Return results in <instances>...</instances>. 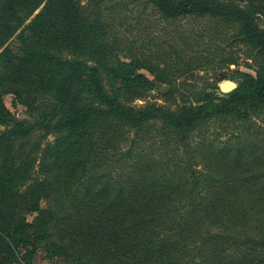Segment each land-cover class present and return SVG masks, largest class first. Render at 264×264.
I'll use <instances>...</instances> for the list:
<instances>
[{
    "label": "trees",
    "instance_id": "obj_1",
    "mask_svg": "<svg viewBox=\"0 0 264 264\" xmlns=\"http://www.w3.org/2000/svg\"><path fill=\"white\" fill-rule=\"evenodd\" d=\"M145 1L165 19L220 18L222 40L235 47L223 61L238 63L243 47L255 74L208 110L218 81L178 82L198 59L179 55L180 68L126 51L130 60H120L107 13L119 0H47L18 32L20 47L6 42L43 0H0V116L1 95L20 97L25 86L53 90L58 108L53 124L40 122L41 138L55 140L27 166L0 141V264H32L38 250L55 264H264V0ZM42 20L40 37L49 33L65 56L33 44L27 32ZM137 68L169 85L162 102L135 103L154 89ZM216 120L244 132L210 138Z\"/></svg>",
    "mask_w": 264,
    "mask_h": 264
},
{
    "label": "rangeland",
    "instance_id": "obj_2",
    "mask_svg": "<svg viewBox=\"0 0 264 264\" xmlns=\"http://www.w3.org/2000/svg\"><path fill=\"white\" fill-rule=\"evenodd\" d=\"M46 1L43 0L36 8H34L35 5L32 8L30 7L32 10L34 8V11L22 13L21 27L16 28V32L8 39L6 44H11L15 47L22 46L16 37L18 32L21 28L27 27L42 12L47 4ZM119 1L107 13L108 24L111 27L110 33L118 40L115 53L120 60H130L123 53L126 51H132L141 57H148L161 65H164V63L169 64L174 59L180 62V68H182L181 64H184L185 67V63H181L178 60L179 55L185 61L198 59L196 69L184 71V74L178 80L180 85L185 87L194 85L196 88H201L209 81H218L219 85L225 79L234 80L239 85L245 79L242 75L243 73L255 74L257 63L246 57L243 47H240L238 52V63H230L228 65L223 61V59L227 60L229 54L234 52L233 48L235 47L227 45V42L222 40V35L219 33L223 30L219 21L220 18L205 15L188 16L176 20L165 19L151 4L147 5L145 0ZM232 1L236 4L246 3L240 0ZM45 22L42 20V22L37 23L33 32H27V34L30 35L29 37L33 40V44L39 50L49 52V46H51L52 50L56 52L54 57L65 56V51L60 52V49H57V41L56 43L52 41L48 31L47 35L45 33V36L40 37L45 31L42 27V23ZM218 46L222 49L218 48ZM55 47H57L56 50ZM222 51L225 52V55L221 53ZM110 62L115 63L116 60L112 59ZM119 66L124 67L122 65ZM49 68L51 69L52 66H49ZM51 73L48 74L49 77H52ZM53 73L55 74V71ZM135 73L144 75L154 83V89L148 91L144 97L137 98L135 103L141 105L147 100L162 102V99H164L163 94L166 93L169 85L159 82L145 68H137ZM101 78L112 94H121L123 91L121 82H115L117 80L109 78L104 72L101 74ZM226 94L219 88L216 90L214 98L208 99L202 104L208 110H215L225 104ZM239 94L245 97L250 96V92L244 89L239 90ZM1 97L5 106L0 116V133L5 134L4 138L0 139V141L3 140L1 147L5 146L6 151L15 154L12 156L15 157L16 162L20 161L27 166L31 160L39 157L41 150L47 143L50 144L55 140L53 134H50L47 138H41L44 129L40 126L41 121L52 122L53 124L57 119L58 108L55 92L53 90L37 89L34 86H25L20 97L13 93L4 94ZM257 120L264 125V112L261 113L260 118ZM208 128L207 135L210 138H220L222 140L230 137L235 139L237 134L244 132L241 128L234 129L233 132L231 129L225 130L218 120L208 125ZM252 128H255L254 125H252ZM12 129H15V134L9 132ZM261 130L264 132V126H262ZM157 143L159 144V142ZM23 213L28 219L35 215L29 211V205L24 206ZM41 246L39 245V248ZM55 263L54 259L48 257L45 250H38L32 258V264ZM24 264L29 263L24 261Z\"/></svg>",
    "mask_w": 264,
    "mask_h": 264
},
{
    "label": "water",
    "instance_id": "obj_3",
    "mask_svg": "<svg viewBox=\"0 0 264 264\" xmlns=\"http://www.w3.org/2000/svg\"><path fill=\"white\" fill-rule=\"evenodd\" d=\"M238 87L237 82L231 79H225L219 83V88L223 93H229Z\"/></svg>",
    "mask_w": 264,
    "mask_h": 264
}]
</instances>
